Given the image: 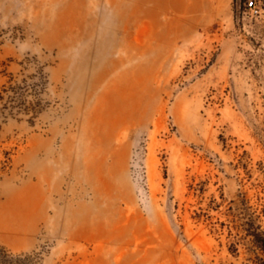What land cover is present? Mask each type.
<instances>
[{"label":"rangeland","instance_id":"rangeland-1","mask_svg":"<svg viewBox=\"0 0 264 264\" xmlns=\"http://www.w3.org/2000/svg\"><path fill=\"white\" fill-rule=\"evenodd\" d=\"M0 0V264H264V0Z\"/></svg>","mask_w":264,"mask_h":264},{"label":"water","instance_id":"water-1","mask_svg":"<svg viewBox=\"0 0 264 264\" xmlns=\"http://www.w3.org/2000/svg\"><path fill=\"white\" fill-rule=\"evenodd\" d=\"M236 2V19L237 21L240 20V16H241V4H242V0H235Z\"/></svg>","mask_w":264,"mask_h":264},{"label":"built area","instance_id":"built-area-1","mask_svg":"<svg viewBox=\"0 0 264 264\" xmlns=\"http://www.w3.org/2000/svg\"><path fill=\"white\" fill-rule=\"evenodd\" d=\"M246 7L248 8H253L255 9L256 8V0H249L247 3H246Z\"/></svg>","mask_w":264,"mask_h":264}]
</instances>
